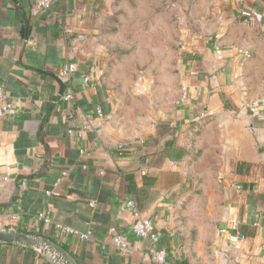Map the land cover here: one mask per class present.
Instances as JSON below:
<instances>
[{"label":"crops","instance_id":"0c3cea01","mask_svg":"<svg viewBox=\"0 0 264 264\" xmlns=\"http://www.w3.org/2000/svg\"><path fill=\"white\" fill-rule=\"evenodd\" d=\"M131 1L0 0V83L17 108L0 117V228L51 237L81 264H157L130 231L138 209L166 264H264V118L249 111L264 112V0H188L180 40L151 23L163 37L146 50L161 55L122 77L102 21ZM98 107L103 126L84 129ZM232 222L237 243L221 231ZM0 264L54 263L0 243Z\"/></svg>","mask_w":264,"mask_h":264},{"label":"rangeland","instance_id":"374dc122","mask_svg":"<svg viewBox=\"0 0 264 264\" xmlns=\"http://www.w3.org/2000/svg\"><path fill=\"white\" fill-rule=\"evenodd\" d=\"M188 0H137L124 4L121 9L122 21L111 16L102 21L105 28V43L111 52L112 62L115 64H127V72H120L122 77L129 76V71L134 67L141 73L151 65L153 56L161 55V51H147L146 48L154 45L159 46L162 35L157 32H151L147 27L153 23L154 26L169 25V37H174L179 41L181 30L189 26L188 19L184 16L187 7L190 5ZM191 5L192 2H191ZM133 12L132 19L125 18L129 11ZM167 12V13H166ZM167 18H161L163 14ZM122 28V31L119 29ZM130 32V33H129ZM132 32V34H131ZM136 33L135 35L133 34ZM166 37V35H164ZM144 67V68H142Z\"/></svg>","mask_w":264,"mask_h":264},{"label":"built area","instance_id":"2783aa9c","mask_svg":"<svg viewBox=\"0 0 264 264\" xmlns=\"http://www.w3.org/2000/svg\"><path fill=\"white\" fill-rule=\"evenodd\" d=\"M59 0H35L34 2V9H49L55 4H57ZM242 14L248 18L252 16V11L249 9H243ZM80 39H85L86 36L81 34L79 36ZM219 57L223 56V50L217 49L216 51ZM77 70V63L72 62L70 63L65 69H62L59 72V76L66 77L70 75L72 72ZM89 76H85V81H89ZM183 96H187V91L184 90ZM73 97L72 92H69L65 95L66 99H70ZM249 111L251 114L258 118H264V112L260 110L259 105L252 104L249 106ZM17 112V108L13 101L8 99L4 86L0 83V117L15 115ZM106 114L105 111L98 107L95 109L94 113L90 112L86 115V124L84 129L97 127L101 129L104 124ZM82 132V130H80ZM118 150L120 152L125 151V145L120 143L118 145ZM239 187V186H237ZM92 206L96 205L94 201L90 203ZM129 205L135 206L134 201H129ZM17 219V216L14 217ZM228 227L221 228L222 232H229L230 240L233 243H237L243 236L238 232V226L236 222H232ZM62 231L77 234L76 230L72 229L71 227L63 226L61 227ZM130 231L133 234L134 238L138 241H145L148 242L150 253L152 255L153 260L157 264H166L168 259V254L165 249L159 248L158 243L160 241V234L156 229L154 222L149 217L143 216L138 209H135V220L133 221L132 225L130 226ZM82 237L88 238L89 234L84 233L81 234ZM112 243L117 247V249L121 253H127L131 250V242L129 241L128 237L124 233H117L112 237Z\"/></svg>","mask_w":264,"mask_h":264},{"label":"water","instance_id":"95a60500","mask_svg":"<svg viewBox=\"0 0 264 264\" xmlns=\"http://www.w3.org/2000/svg\"><path fill=\"white\" fill-rule=\"evenodd\" d=\"M0 243L16 244L32 249L54 264H81L66 246L39 233L0 228Z\"/></svg>","mask_w":264,"mask_h":264}]
</instances>
